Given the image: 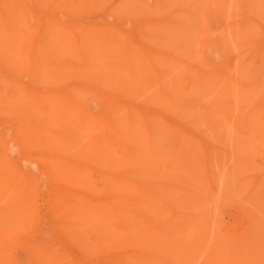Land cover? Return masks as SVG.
Wrapping results in <instances>:
<instances>
[{
  "label": "rangeland",
  "instance_id": "1",
  "mask_svg": "<svg viewBox=\"0 0 264 264\" xmlns=\"http://www.w3.org/2000/svg\"><path fill=\"white\" fill-rule=\"evenodd\" d=\"M156 1L167 13L153 15L160 23L147 39L139 28ZM227 2L47 0L17 13L23 46L54 51L40 83L26 88L27 76L14 79L21 110L49 130L54 151L20 152L11 142L14 120L0 116L12 162L39 178L28 195L10 178L0 184V264H37L40 245L48 247L44 258L62 264H264V0L231 1L227 26L236 22L233 31L243 33L235 41L217 14ZM103 26L116 38L86 41L88 56L65 58L78 50L77 34ZM216 41L228 48L209 50ZM239 63L251 79L233 85L238 95L228 98L215 71ZM0 99L8 109L4 90ZM106 103L119 118L103 114ZM115 123L121 139L111 133ZM155 128L164 137L153 140L159 154L146 167L140 156L152 155ZM48 157L69 165L78 182L50 183L41 173ZM0 166V177L10 172L9 161ZM57 192L69 198L61 208Z\"/></svg>",
  "mask_w": 264,
  "mask_h": 264
},
{
  "label": "bare ground",
  "instance_id": "2",
  "mask_svg": "<svg viewBox=\"0 0 264 264\" xmlns=\"http://www.w3.org/2000/svg\"><path fill=\"white\" fill-rule=\"evenodd\" d=\"M33 1L34 5L35 4H42L47 0H0V92L1 90H4L5 93H7V96L9 97V103L7 104L8 109H2V100L0 99V116H6L9 117V119L14 120V127L11 129L12 132V141L15 144V147H17L20 150H29L34 146H44L48 145V148H44L46 151V155L50 156L51 155V149L54 151V145L53 143H49L48 139L46 137V133L49 132L47 128H44L42 126H39V122L37 120L33 121V115H29L28 113H24L21 110L22 102L21 99H17V93L20 89L16 88L15 85V80H18V77L20 75H25L28 78V84L25 85L27 87H34V85H37L38 83L41 82V77L44 69L43 66L48 69V64L47 61H44L49 54H53L54 51H48L45 48H40L41 46H35L33 49L28 47V46H23L26 39V32H24L23 29H20L18 27V19H17V13L23 8H28L29 7V2ZM234 1V0H231ZM229 0V3L223 5L220 10H218L217 14L222 17L223 24L222 26L227 28L228 35L232 36V39L235 41V36H240L243 33L241 31L238 32V30L233 31V28L237 24L235 21L232 27L227 26L230 25L228 24L229 22H226L229 19V7L232 5V2ZM74 0H69V3H73ZM155 8L153 13H149L144 21L142 26L139 28V32L141 31V35L145 38H151L153 34V27L160 23L158 22L154 16L155 14L159 13H167V8L166 7H159V1L155 2V6L152 7ZM242 14V13H241ZM226 22V23H224ZM231 22V24H233ZM244 22V20H243ZM249 25V24H248ZM250 26V25H249ZM230 27V28H229ZM229 28V29H228ZM244 28V24H243ZM251 30H253V27H250ZM246 27L244 28V30ZM76 33L80 30V27L78 26L75 28ZM249 33H252L250 29H246ZM247 32V33H248ZM189 33H193L192 30H190ZM98 34V35H95ZM107 35V36H106ZM249 35V34H246ZM253 35V34H252ZM257 35V34H256ZM255 35V36H256ZM117 34L114 32L108 30L106 27H99L96 31H91V34L89 35L88 31L83 30V33L77 34L76 37V45L78 47V50L74 53H69L67 52L68 57H65L66 59H73L77 60L78 58L75 57L76 54H79L80 57L88 56L89 51L87 49V43L86 41L90 40H97V39H102L105 42H110L114 38H116ZM245 36V35H244ZM243 36V37H244ZM251 36V35H249ZM255 38V37H254ZM200 38L197 37L198 43H201L199 40ZM257 39V38H256ZM188 41V40H187ZM218 43V41H216ZM255 42V41H254ZM249 43V41H248ZM253 43V42H251ZM248 45V44H247ZM49 49H53L52 45L50 44L48 46ZM211 49L209 50H224L228 48V46H224L222 42L219 41L217 45H213L210 47ZM60 56L62 54L58 55V59H60ZM153 61V68L156 72H159V64L155 61ZM244 61V60H241ZM248 61V60H247ZM246 62V61H245ZM241 63V62H240ZM239 63V64H240ZM248 63V62H247ZM238 66V65H237ZM237 66H234L235 68ZM246 65L240 64L236 69L234 68L232 71H215L214 77L217 78L219 82H223L225 85V88H223L222 92H227L228 98L231 97H236L238 95L237 93H231L232 90H234L233 85L235 84H240L241 81L244 80H250L251 78L247 75V70H246ZM229 69V67H227ZM233 68V67H232ZM23 69L24 71H22ZM222 70V69H221ZM239 71V72H238ZM54 72H57L56 70ZM11 77V81L9 79ZM259 81H253L249 85L255 86V83ZM182 83H184V80H182ZM246 84V83H244ZM247 86V85H246ZM187 90H189L191 87L189 86H183ZM182 87V88H183ZM13 90L17 92H12ZM9 92H12L11 94ZM99 95V92H97ZM220 100H225V98L220 99ZM222 103L218 104L221 105ZM10 105H13L9 108ZM19 107V108H18ZM46 109L49 110L47 106H45ZM102 112L104 115L110 117L112 120H116V117L119 118L120 112L119 109L116 108H108L107 103L101 106ZM234 110L238 111L240 110L239 107H234ZM238 119L237 121L242 125V128L246 129L248 126V130L246 131L247 134L253 133L255 131V128L249 129L250 128V121L249 117L242 111H239L238 114ZM5 125V124H4ZM111 128V133H116L117 137L121 139L123 135V128L118 129V125L115 123L113 124V128ZM156 132L154 137L152 138V141L150 142V150L152 155H146L144 152H142V155L140 156V159L142 161V164L146 167L150 166V159L151 157L158 155V151L155 150L153 140L158 139V138H163L164 135L160 132L161 130L159 128H155ZM3 124H0V161L1 160H6L9 161V168L10 172H7L3 174L0 177V184L4 182L6 178H10L13 182L15 187H24L26 195H28L29 190L32 187H36L39 184V178H36L31 172L26 173L23 171V167L16 166L15 163L12 162V157L11 154H13L12 150L15 151V149L11 148L8 150L7 149V141L6 137L9 135L5 136L6 132L4 131ZM11 146V145H10ZM9 147V146H8ZM179 150V149H178ZM11 151V152H9ZM49 151V152H47ZM17 152V150H16ZM21 152V151H20ZM58 152V150H57ZM183 152L182 150L177 151ZM11 153V154H10ZM60 154V153H58ZM67 155L72 154V152H66ZM64 155V154H61ZM65 155V156H67ZM57 153L53 154V157H56ZM155 162L154 160L151 161V163ZM1 167V166H0ZM29 166L26 165L25 168H28ZM234 166H231L230 168H233ZM71 169L69 168V165H64L63 163L60 162L56 163L55 161H51L48 157V163H46L42 169L41 173L42 175L50 181V183H57V184H65V185H71L72 183H77L78 180L75 179V176H73V173L70 171ZM31 171V169H29ZM237 171L230 170L231 174H235ZM24 173L25 175H21ZM1 175V172H0ZM24 177L29 180V183L24 182ZM229 181V180H228ZM53 191V190H52ZM55 203H56V208H61L62 205L69 200L67 196L63 193H56L53 194ZM249 205L255 206L257 205L256 199L251 198V200L247 201ZM88 212L87 214H89ZM246 214H252V211L246 208ZM92 216V215H89ZM206 220L208 222V217H206ZM255 218L251 217L250 219V225L252 227L251 231L255 229L254 227V221ZM252 234V233H251ZM181 236H185V238H188L189 236V230L188 228H185L181 234ZM184 238V239H185ZM42 253V258L43 260L37 259L38 263L37 264H62L59 260L55 259L54 257H47L44 258L43 252L48 249L46 245H40L38 246ZM78 264V263H77ZM124 264V263H123ZM226 264V262H225Z\"/></svg>",
  "mask_w": 264,
  "mask_h": 264
}]
</instances>
